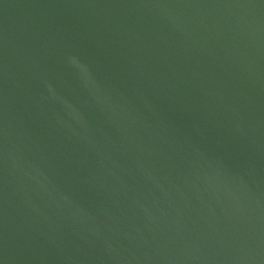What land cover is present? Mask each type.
<instances>
[{
    "label": "water",
    "instance_id": "obj_1",
    "mask_svg": "<svg viewBox=\"0 0 264 264\" xmlns=\"http://www.w3.org/2000/svg\"><path fill=\"white\" fill-rule=\"evenodd\" d=\"M0 264H264V0H0Z\"/></svg>",
    "mask_w": 264,
    "mask_h": 264
}]
</instances>
